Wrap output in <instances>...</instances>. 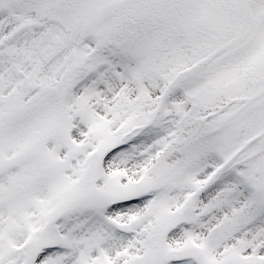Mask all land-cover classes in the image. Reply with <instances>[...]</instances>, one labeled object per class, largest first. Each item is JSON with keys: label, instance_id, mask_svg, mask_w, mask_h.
Wrapping results in <instances>:
<instances>
[{"label": "snow or ice", "instance_id": "6c2138e0", "mask_svg": "<svg viewBox=\"0 0 264 264\" xmlns=\"http://www.w3.org/2000/svg\"><path fill=\"white\" fill-rule=\"evenodd\" d=\"M0 264H264V0H0Z\"/></svg>", "mask_w": 264, "mask_h": 264}]
</instances>
